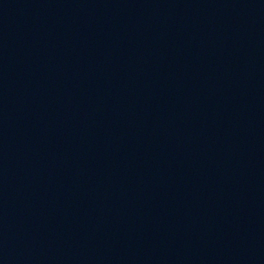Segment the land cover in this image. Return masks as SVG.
Instances as JSON below:
<instances>
[{
  "label": "water",
  "instance_id": "obj_1",
  "mask_svg": "<svg viewBox=\"0 0 264 264\" xmlns=\"http://www.w3.org/2000/svg\"><path fill=\"white\" fill-rule=\"evenodd\" d=\"M0 264H264V0H0Z\"/></svg>",
  "mask_w": 264,
  "mask_h": 264
}]
</instances>
